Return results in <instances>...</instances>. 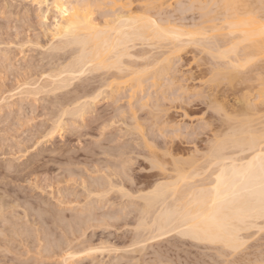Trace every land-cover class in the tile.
Instances as JSON below:
<instances>
[{"label": "rangeland", "instance_id": "obj_1", "mask_svg": "<svg viewBox=\"0 0 264 264\" xmlns=\"http://www.w3.org/2000/svg\"><path fill=\"white\" fill-rule=\"evenodd\" d=\"M37 1L0 0V264H264V227L258 220L257 228L241 231L243 245L234 251L178 230L144 240V231L136 227L142 207L138 195L160 180H174L173 158L184 161L193 156L199 175L193 177L189 171L186 180L197 184L209 173L207 152L225 138L232 124L237 130L238 119L246 123L243 117H248L249 124L241 123L242 128L264 130V52L251 55L255 52L247 49L246 55L248 42L239 40L235 55L233 45L226 43L232 39L229 22L260 19L264 9L254 11V5L259 1L264 6V0H229L232 6L227 9L216 0H163L156 11L149 7L148 13L165 29L173 25L181 32L193 31L192 37H183L194 42L176 52L173 41L166 38L156 42L148 36L152 39L129 42L127 46H133L127 50L130 55L120 58L121 74L103 66L57 88L55 83L64 75L60 71L72 61L78 46L52 37L54 13ZM98 1L88 8L95 22L122 11L110 0ZM135 1L129 8L139 13L140 3ZM203 27L206 31L220 27V37L215 30H208L205 37L196 35ZM212 34L219 39L215 46ZM220 38L226 39L223 45ZM215 51L219 57L213 56ZM236 57L242 61L237 63ZM230 60L235 62L231 75L224 71L231 68ZM112 72L123 76L120 80L125 84L108 94L101 85ZM48 74L56 77L47 78ZM135 74L138 87H133ZM85 100L89 105L81 116L61 113L77 109ZM247 102L253 105L245 111ZM56 118L63 124L62 135L57 132L49 138L45 134ZM250 152L224 149L232 156ZM183 164L184 170H190L188 163ZM186 180L180 182L185 190ZM103 189L106 193L98 199L96 194Z\"/></svg>", "mask_w": 264, "mask_h": 264}, {"label": "bare ground", "instance_id": "obj_2", "mask_svg": "<svg viewBox=\"0 0 264 264\" xmlns=\"http://www.w3.org/2000/svg\"><path fill=\"white\" fill-rule=\"evenodd\" d=\"M133 1L135 0H110V5H113V6L118 5V8L120 6L122 11H120V13H117V14L115 13L113 17H110V18L105 17V20L103 22L100 21L101 23L95 22L88 10V8H91L90 5L94 3L99 4L98 0H39L37 1L39 6H41L42 4L45 5L46 12L49 10V7H50V10H52L54 13L53 21L50 24L51 28L49 29L51 31L52 37L62 38V39L65 38L66 39L65 43L67 44V46L71 44L76 45V47L78 46L77 54L75 56L73 54L72 56L73 59H71L72 61L68 65H66L67 67L66 68L64 67L65 69H62L59 73L60 75L62 73L66 75L64 76L62 74L63 76H60L59 74H57L58 72L57 73L55 72L56 73L55 75H58V77L60 76L61 78H58L59 83L57 82V80L53 78L54 82H57V84L55 83L56 87L54 88H57V86L59 87L64 86L66 84L65 82L68 83L70 79L88 70L96 69L99 67L103 68V66L105 67L112 66L111 67L112 69L114 67L116 69L115 71L121 74L122 68L124 67H121L122 62H120L121 61L120 58H122L123 55L126 56L128 54V51H127L129 50L128 48L133 46L131 45L130 47H128L127 44L129 42H133L136 40L141 41L143 39L146 40V38L148 40L149 39L148 36L149 37L152 36V38L154 36V39H156V42L158 41V38L159 39L162 38L163 40L164 38H166V39H170L173 41V43L171 42L174 47L172 50L176 52L177 50L181 51V48H183L184 46L186 47V43H188L189 45V43L193 41L192 39H187V38L184 39V37H192L193 31H191V33L190 32L188 33L187 31L181 32L180 29L182 28L178 27L177 25H176L177 28H172L173 25H171V27L169 26L170 28L165 29L157 23L159 22L158 19L152 17V15L148 13L150 11L149 7L150 9L154 7V10L156 11V8H159L161 4H163L164 2L163 0L162 1L161 0H136L138 3H140V5L138 6L142 10V11L137 10L139 13L133 12L136 10H132V9H131L132 11L130 10L129 7L131 6V3ZM216 1L218 2L221 1L223 5L222 4L220 5L226 7L225 9H227V7L229 6H232L231 5L232 2L231 4H229L230 3L229 0H216ZM218 2L217 4L219 5ZM258 2L259 1H257V4L255 3L254 5L255 10L252 7L254 11H256V9L258 10L264 9V6L261 5L260 7ZM225 9H223V11ZM152 14H153V11H152ZM261 19H264V12L260 19L256 20L253 18L252 19L248 18L247 21L249 22H247L246 19L244 21L242 19H241L242 21L239 19L238 22L230 21L228 25V21H227L228 29L231 27V29H229L230 34L229 32H227L229 35H231L229 36V38L233 39L234 37L235 39L239 37L235 39V42H232V39L229 40V42L228 40L226 42V43H231L230 47L233 45L232 47L233 52H234V49H233L234 47H235V51L239 49L238 47L236 48L235 44L239 45L241 41L248 42L247 46L244 45L245 48L247 47L245 49L246 51L243 49L246 55L247 54L249 55V53L251 54L252 52H255V53L251 55H255L256 52L257 53L264 52V20H261ZM218 28L212 27L210 30L207 29L206 31L205 28L203 27L199 29L200 31L198 30L196 32L197 33L196 35H198L199 33V35L202 34L204 36L205 34H207L208 30L209 32L212 30L213 31L215 30L216 33L217 32L219 33L221 28L220 27ZM233 31L234 32L237 31L236 32L237 37L235 36ZM238 32H240L241 35ZM224 34H222V36ZM228 34H225V37ZM208 35L209 33L207 34V36ZM215 35L216 34L213 35L215 39H213V36H212V40H213L212 43L214 46L216 42L217 44H219L218 42L219 39H217L216 36L220 37L219 34L216 36ZM181 36L183 37V39H181ZM204 37H203V40H204ZM152 38H150L149 40H151ZM221 38H220V42L222 41L225 42L226 39L225 40L223 39L221 41ZM223 42L220 44L223 45ZM60 43L62 44L63 42H60ZM171 43L169 41L170 45ZM59 48L61 49V47ZM218 48H220L219 45H218ZM223 48L225 49V47ZM247 49L250 50V52ZM174 51L173 52L171 51L168 53H174ZM222 51L223 50L218 51V52L224 56V54L226 53V49L224 50V54ZM247 51L249 53H247ZM219 53L215 51V54L213 52L214 54L213 56L215 57V55L218 54V57H219ZM237 56H238V52H237ZM241 58H242V55H241ZM246 58H249V57L247 56L245 57V59ZM250 58L252 57L250 56ZM232 59L233 58H231V60ZM235 59H237L236 62L242 61V60H239L238 57H236ZM232 63H230L231 65L229 64V66H231L232 69L231 68L227 69V67H225L226 69H224V71L227 70L228 73H230V75L231 73H233L232 72V70H234L233 66H235L234 65L235 62L233 64ZM157 69L155 70L156 73H157ZM109 70H110V67H109ZM217 70L219 69L217 68ZM224 71H223V74L226 75ZM219 72H217V74L215 73L216 77L220 76ZM133 73L137 74V71H133ZM136 74L135 76H136V79L138 78L139 84L138 82L136 83V79L134 78L135 84L134 85L132 84L133 87H136V86L138 87V85L140 86V79L138 75ZM50 75L51 74H48L47 78L50 77ZM55 75L52 74L51 76H55ZM107 77H108L107 80L103 82L104 85H101V86H104L103 88L105 89L103 90H107L109 92L108 94H112L113 92L115 93V91L119 89L121 82H122V85L125 84L124 79L120 80L122 79L123 76L120 77V75H118L117 77L116 73L114 74L112 72V74ZM134 79H133V82H134ZM240 79L242 80L243 77H241ZM248 80L249 79H247V81ZM125 82H127L126 79H125ZM61 83H64V85H62ZM54 88L52 87L51 89H54ZM101 89H98V90H101ZM131 89H134V88H131ZM32 91H34V89H32ZM25 92L29 94L30 91L28 92V90H26ZM97 93H99V91ZM100 93L102 92L100 91ZM98 95L99 94H97L96 96L98 97ZM242 97L243 95L241 96V100H242ZM90 99L95 100L93 96ZM3 100H4V97H3ZM220 100L222 101V99ZM86 102H89V101L85 100V102L83 103L82 102L78 103L77 104L78 108H77V105L75 106L77 109L73 108L71 110L70 108L71 111L62 110L61 113L67 114L70 112L73 115L77 114L78 116V114H80L79 116H81V112L85 111L84 108H86V105H87ZM216 103L219 105L218 100L216 101ZM220 105H222V103H220ZM251 105H249V103L247 102L245 106L243 107L244 110L245 108H248V106H251ZM253 107L254 106L251 107L252 110L249 108L250 109L249 116L254 111ZM218 109H221V108H218ZM242 114L244 116V112ZM238 116L240 115L238 114ZM227 117L229 119L228 115ZM243 118H247L246 123H248V117L246 116ZM225 119H226V116H225ZM237 119L234 120L232 118V120L234 121H237ZM250 119H252V117ZM58 120L56 118L54 120L55 123L54 121H52L53 124L51 128L47 130L48 132H46L45 136H49L50 138L52 134H55L57 132L59 136L60 134L62 135L61 130L63 129L62 127L63 124L61 123V119H58ZM239 120L240 119H238L237 121L239 125L235 124L237 130L236 129H235L236 131L234 130V124H232L233 126L231 125V127H233V129L229 128L228 131L226 130L225 134L222 132L225 138L217 141L216 144L209 149V152H207L209 154L207 155V158H206L207 160L206 163H208L206 167H207V170L208 168L210 169H209L208 176L205 178V181H203L204 179L202 178L201 181L198 180L199 183L197 184H194L195 182L191 183L190 181L187 183V180L190 177L189 176L190 173H191V176L193 177L194 175L195 176L199 175L197 174L199 167L198 166L196 167L195 163L193 164V161L191 160L193 156L189 157V159L188 157H185L186 159L184 158V161L181 159L182 157L180 159L179 158L176 159V157L174 159L172 157L173 158L172 162H174V170L176 171V174H175V171L172 169V171H174V174H175L174 180H173V176L171 175L173 181L167 182L169 181L167 179L166 182L163 180H162L163 182H160L161 181L160 180L158 183L153 184V186L150 189L138 195V197L142 201V205H141L142 207L139 211V213L141 214L140 216L141 218H139L138 223L136 224V227H137V230H139L140 228V230L144 231L143 232L144 236H146L145 233H147L146 239L143 235L141 236V238H144V240H147V237L149 239L156 238L158 236L160 237L168 233L169 231L178 230L177 232H179V234L183 236H188L197 241H204L208 243H219L222 246H225L226 248L233 249L234 251L237 248L241 247L240 245H243L242 240L244 237L242 238L243 235L241 236L240 234L241 231L242 232L243 230L247 231V229L251 227L253 228V226H256L257 228L259 223L263 224L261 226L259 224L260 227H264V130L260 129L261 132H259L258 129L252 127L254 129L252 131L250 128L251 125H249L250 129L242 128L244 124L245 125L247 124L244 122L245 119L244 120L242 119L241 121L243 125L240 123ZM225 122L226 121H223V123ZM230 129L232 130L231 134H229ZM255 129L257 132L255 131ZM223 130L225 129H222L221 131ZM233 130L235 131V133H238V135H235ZM221 136L223 138V135ZM227 146L239 147L241 152L244 150H250L251 152L245 156H235L234 154L233 156L227 155L224 153V149ZM182 162L186 164L188 163L187 165L191 167L190 170L189 169L187 170L186 167L184 170L185 165ZM192 169H193V172L191 171ZM184 180H186L184 182L186 190L185 188H183L184 185L183 186L180 185V182L181 181L183 182ZM178 182H179V185L177 186ZM179 186L182 187L184 191L179 192V189H180ZM111 187H113V185L109 184V188ZM118 191H121L123 195H127L126 192H124L125 194L123 193L124 190H122V188H120ZM105 193H106V190L103 189V191H100L98 194H96V197L99 199L101 196H104ZM169 193L173 196L174 194L176 196V193H178V196L172 197L171 195H169ZM257 220L259 223H257ZM142 231L141 233L139 232V235L143 234ZM70 257H71V254H70Z\"/></svg>", "mask_w": 264, "mask_h": 264}]
</instances>
